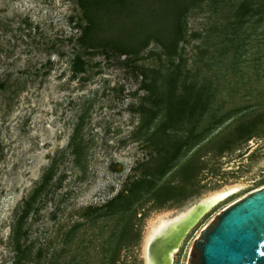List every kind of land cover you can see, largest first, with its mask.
I'll return each instance as SVG.
<instances>
[{
    "label": "rangeland",
    "instance_id": "obj_1",
    "mask_svg": "<svg viewBox=\"0 0 264 264\" xmlns=\"http://www.w3.org/2000/svg\"><path fill=\"white\" fill-rule=\"evenodd\" d=\"M241 1L203 0L191 9L178 56L169 59L153 41L136 56L108 46L86 52L77 43L86 23L76 0H0V264H15L17 215L50 167L52 179L21 228V264H145L152 224L237 186L180 243L172 264H186L216 215L264 187V0H244L258 10L252 16L239 15ZM100 16L98 43L131 32L138 47L155 30L129 29L131 19L119 13ZM237 29L249 46L236 59ZM76 55L83 73L73 72ZM175 66L173 94L200 96L204 111L167 133L178 154L129 211L108 214L104 204L157 167L154 133L164 116H151L157 109L149 102L135 112L148 95L141 70ZM172 187L176 196L167 199ZM156 245L149 250L161 258Z\"/></svg>",
    "mask_w": 264,
    "mask_h": 264
},
{
    "label": "trees",
    "instance_id": "obj_2",
    "mask_svg": "<svg viewBox=\"0 0 264 264\" xmlns=\"http://www.w3.org/2000/svg\"><path fill=\"white\" fill-rule=\"evenodd\" d=\"M148 1L152 0H76L77 6L81 12V19L86 23L81 29L80 36L77 38L78 45L84 48L86 52H93L97 48L108 46L112 51H115L120 55L136 56L141 50L148 46L149 42L153 41L162 48L163 56L169 59L177 57L179 44L185 37L186 16L191 9L198 7L203 0H153L155 3H161L160 6L158 4L155 8L153 5H150ZM144 8L146 12L144 11ZM103 10L104 19L109 18L113 14L115 15V13L130 18L133 24L129 29L155 30L152 32L148 30L146 35L138 41L140 42L138 47L133 46L132 42H129V39H131V32L128 34L125 33L123 39L115 38L111 39V41H107V43H98L96 37L98 29L96 28L99 26L98 20H100L101 11ZM237 11L240 16H243L244 14L252 16L258 13L256 8H249L244 0L239 4ZM244 22L246 21H242L241 25L244 24ZM132 39L134 40L135 38L132 36ZM233 40L238 42L237 45H232V47H236L237 54L235 55V58L237 59L246 54V47L249 46V43L247 39L239 38L238 29L235 34H233ZM238 50L242 51L239 52ZM73 60V65H75V67H73V72L83 73L84 67L81 57L76 55ZM176 69L177 66H175L173 71L168 73H162L160 69L141 70L142 79H144L142 80L141 88L146 91L148 95L143 97V103L134 110L135 112L143 113L145 102H149L157 109L156 111L149 113L151 116H155L157 113H161L164 116V120L158 124L154 133V136H156L155 143L158 146L157 167L155 168V172L146 171L143 174L142 179H137L127 184L123 191L104 204V208L107 210L108 214H115L119 211H129L132 201L137 198L142 189L153 184L149 179L152 174H163L169 163L178 154L179 147L176 142L174 144H168L169 142H165V138H168L167 133L170 130L178 129V126H180L186 118L190 119L197 112H200V110L204 111L205 105L199 104L201 99L200 96H175L173 94L178 89L177 79L174 76V74L178 75L175 71ZM147 80L148 83H145ZM193 88L194 87L187 86L182 87L185 92L186 90ZM190 98H194L192 101L193 104L188 103L187 99ZM237 132L242 133L239 131ZM168 147L173 148V151L171 152ZM74 153L79 157L81 150L76 148L74 149ZM52 170L53 169L50 167V169L46 171L41 183L35 188L30 201L25 203L24 208H22L17 215L16 226L14 227V238L16 240L15 264H21L23 257L19 245L22 225L28 217L31 206L37 201L43 190L51 181L53 176ZM181 171V173L186 176L189 173V166H184ZM168 192L169 194L167 193L168 195H166L167 199L176 196V191L173 187L169 188ZM156 194L158 195L159 192L157 191ZM95 210H92V212Z\"/></svg>",
    "mask_w": 264,
    "mask_h": 264
},
{
    "label": "water",
    "instance_id": "obj_3",
    "mask_svg": "<svg viewBox=\"0 0 264 264\" xmlns=\"http://www.w3.org/2000/svg\"><path fill=\"white\" fill-rule=\"evenodd\" d=\"M114 169L117 165L113 166ZM197 206V210L203 208ZM181 226L176 225V230ZM174 228L155 238L162 249V257L148 252L154 264L164 263V249ZM155 251V250H153ZM186 264H264V187L253 191L216 215L199 233L193 243Z\"/></svg>",
    "mask_w": 264,
    "mask_h": 264
},
{
    "label": "bare ground",
    "instance_id": "obj_4",
    "mask_svg": "<svg viewBox=\"0 0 264 264\" xmlns=\"http://www.w3.org/2000/svg\"><path fill=\"white\" fill-rule=\"evenodd\" d=\"M237 186H231L222 189L206 200L202 202L204 205L202 209H191L188 212L181 214L179 217L172 220H165L160 218L155 224H152V230L145 241L143 255L145 257V264H154L155 261L150 259L147 255V249L150 243L157 237L165 235L168 231L181 224V226L172 234L171 238L168 240L166 246H164L167 256L164 258V263L160 264H172L173 255L178 250V247L182 240L185 238L187 233L196 225V223L203 217V215L213 208L220 201L224 200L226 197L231 195L237 190Z\"/></svg>",
    "mask_w": 264,
    "mask_h": 264
}]
</instances>
